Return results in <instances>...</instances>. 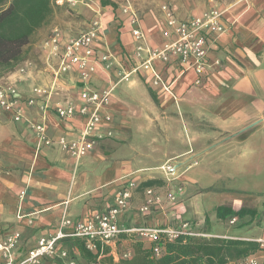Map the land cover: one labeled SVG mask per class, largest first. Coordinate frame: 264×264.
Returning a JSON list of instances; mask_svg holds the SVG:
<instances>
[{
    "label": "crops",
    "instance_id": "1",
    "mask_svg": "<svg viewBox=\"0 0 264 264\" xmlns=\"http://www.w3.org/2000/svg\"><path fill=\"white\" fill-rule=\"evenodd\" d=\"M185 2L184 9L177 3L167 4L181 21L198 18L211 9L222 13L225 32L211 36L209 63L203 76L199 79L193 68H185L172 58L168 64L155 62L154 66L166 83L173 84L176 99L153 84L150 72L141 71L118 84L109 111L113 137L98 142L79 161L58 146L38 149L28 122L16 123L0 113V166L13 170L11 178L0 181V240L13 231L21 232L22 256L34 249L41 237L55 235L63 216L75 224L108 210L116 194L129 183L138 188L118 220L123 228L165 227L188 221L208 240L253 241L264 234V212L255 198L264 195V0H235L219 7ZM163 5L146 15L131 7L153 48L173 40ZM97 6L104 30L95 43L96 53L110 54L122 63L132 60L135 43L129 17L122 13L125 7L116 8L113 3L104 7L99 2ZM79 8L89 16V27L94 11ZM63 32L77 35L70 30ZM42 60L44 69H37L31 62L28 74L14 81L20 97H29L32 86L39 85L54 88L53 102L81 106L78 73L74 71L55 82L52 73L57 63L50 65L45 52ZM37 81L42 83L35 84ZM115 82L114 72H105L99 66L91 88L102 92ZM26 116L45 123L53 139L78 137L86 122L81 116L60 120L50 109L28 110ZM99 130H107L104 121ZM140 133L149 134L153 146L146 149L134 140ZM219 151L220 161L214 162L211 157ZM192 162L196 164L190 167ZM166 163L178 165L180 182L166 181L160 170ZM234 179L238 186L244 184L243 188L234 189ZM148 182L154 184L145 187ZM181 183L184 190L175 204L164 200L149 214L140 213L146 188H154L165 199V194ZM219 207L250 210L257 216L237 218V223L230 225L231 219L221 222L217 218ZM221 225L227 230L215 231ZM139 244L150 247L148 241ZM126 251L132 253L129 260L133 259L135 245L129 240L119 241L109 256L118 263ZM256 256L264 264V254Z\"/></svg>",
    "mask_w": 264,
    "mask_h": 264
},
{
    "label": "built area",
    "instance_id": "2",
    "mask_svg": "<svg viewBox=\"0 0 264 264\" xmlns=\"http://www.w3.org/2000/svg\"><path fill=\"white\" fill-rule=\"evenodd\" d=\"M98 2L100 3L99 0H56L55 5L60 7L67 5L73 10L80 6L90 8L94 11L95 17L88 29L77 35H66L62 29H53L43 44L47 62L49 64L53 61L57 63V67L53 68V81L57 82L64 75L74 71L78 73V83L82 86L81 106H77L73 102H53L54 88L48 89L35 85L31 88V95L22 98L19 95L17 83L0 84V113L8 115L16 123L28 122L30 129L35 134L38 149L58 146L62 151L68 152L76 161L86 156L98 142L113 137L112 117L109 111L113 92L118 84L129 81L133 75L141 71L150 72L153 84L176 99L172 90L173 84L164 81L154 63L168 64L172 58H176L185 68H193L201 79L203 71L209 63L211 36L225 32V28L221 24L222 13L218 10L211 9L198 18L181 21L176 17L172 8L166 4L162 6V12L169 30L168 34L170 32L173 34V40L162 47L153 48L148 43L142 29L139 15L131 7H125L122 9V13L129 17L135 50L132 60L122 63L110 54L96 53L95 43L103 35L104 30L100 14L101 8L97 6ZM99 66L105 72L113 71L116 79V82L108 90L102 92L91 88L92 78ZM128 66L129 69L126 68ZM18 72L21 78L28 74L27 68L24 67H21ZM35 108L43 112L49 109L53 110L57 118L63 121L81 116L86 118V122L78 137L71 140L66 137L53 139L49 136L45 123L34 122L27 118L26 112ZM103 121L107 127L106 131L99 130ZM195 164L192 162L190 167ZM160 170L165 174L168 183L180 182L181 175L178 173V165L175 163H166ZM137 188V184L129 183L116 194L114 204L108 210L96 213L86 221L74 224L67 216H63L59 222L57 233L41 237L37 246L23 256L20 254L22 233L19 231L9 233L0 240V264H94L81 263L70 255L61 245L62 242L70 239L86 240L87 249L95 251L97 245L103 249H114L122 235H133L150 242L169 243L184 236L209 238L207 235L196 233L188 221L165 227H121L118 220L129 208L133 191ZM174 188L165 194V199L154 188H146L145 202L139 210L140 213L142 215L149 214L154 207H160L164 200L168 204H175L178 194L183 192L184 186L181 183ZM24 196L25 192H22L21 199ZM19 219L21 218L19 217ZM237 221V218H233L229 224L235 225ZM253 241L259 244L260 251L264 252V234ZM154 254L156 257L161 256L159 247L154 249ZM131 257L132 253L129 251L122 255L123 260H129ZM237 264L261 263L256 256H251Z\"/></svg>",
    "mask_w": 264,
    "mask_h": 264
},
{
    "label": "trees",
    "instance_id": "3",
    "mask_svg": "<svg viewBox=\"0 0 264 264\" xmlns=\"http://www.w3.org/2000/svg\"><path fill=\"white\" fill-rule=\"evenodd\" d=\"M56 0H0V78L15 73L24 63L26 48L30 46L35 34L46 27L53 14ZM102 6L112 4L100 0ZM148 182L145 187L153 185ZM255 218L257 213L241 209L217 208V218L221 222L233 218ZM129 240L135 245L133 259L114 263L109 256V248L97 245L95 251L87 249L86 240L70 239L61 243L73 258L81 263L98 264H237L241 260L256 256L260 246L254 241L234 239H206L203 237H181L173 243L150 242L144 248L143 240L136 236L122 235L119 241ZM118 241V242H119ZM159 247L161 256L156 257L154 249Z\"/></svg>",
    "mask_w": 264,
    "mask_h": 264
},
{
    "label": "rangeland",
    "instance_id": "4",
    "mask_svg": "<svg viewBox=\"0 0 264 264\" xmlns=\"http://www.w3.org/2000/svg\"><path fill=\"white\" fill-rule=\"evenodd\" d=\"M109 1L112 2L116 6V8L133 7L138 12H140V14H143V15H146L148 13H152L155 11H159L160 5L162 4H172L174 6V4L177 3L181 9H184V5L186 3L185 2L186 0H109ZM188 1H192L193 3H199V4L201 3L208 4V5L214 4V6L219 7L220 5L225 6L229 3H232L235 0H188ZM81 9L82 8L73 10L69 8L67 5L60 7L54 4V14L49 24L43 29L39 30L33 37L30 46L26 48V58H25L24 63L20 66V68L21 67L28 68V64L31 62H34L37 65V69L38 68L44 69L43 60H42V55L44 52L42 51V48H43V44L45 40L49 37L53 29L59 28V29L64 30L65 32H69L70 30L75 34H79L80 32L86 31L90 20H89V16L85 14V12ZM20 68H18V70L15 73L9 76H6L4 78H0V84L7 85L9 84V82H14L16 78L19 77L18 71ZM30 83H33V82H30ZM41 83L42 82H38V81L35 82V84H41ZM140 134L141 135H135L134 140L141 142L145 146L146 149H149L151 146H153L152 138H150L149 134H145V133H140ZM125 148L128 149V146ZM220 152L222 151H219L218 153L214 152V155L211 157V159H213L214 162L220 161L219 160ZM203 165H204V162L202 161L201 166ZM12 171L9 169H4L0 166V181L4 179L8 180L7 177L11 178L13 175L11 174ZM237 181H238L237 179H234L231 182L232 183L231 186H233L234 189H237L240 187L243 188L244 184L238 186ZM251 184H252L251 189L255 190L254 189L255 185L253 183ZM255 198H256V202L260 206L261 212H264V195H259V196H256ZM263 227H264V224H263ZM226 230H227V227L224 225H221L218 228H215V231H218V232L220 231L221 233L223 231L225 232ZM261 253L264 254V252H261Z\"/></svg>",
    "mask_w": 264,
    "mask_h": 264
}]
</instances>
